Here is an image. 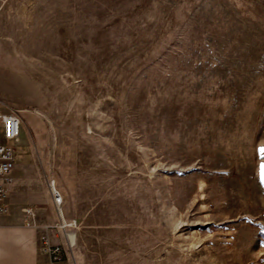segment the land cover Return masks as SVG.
<instances>
[{"label":"rangeland","instance_id":"rangeland-1","mask_svg":"<svg viewBox=\"0 0 264 264\" xmlns=\"http://www.w3.org/2000/svg\"><path fill=\"white\" fill-rule=\"evenodd\" d=\"M0 100L71 264H264V0H0Z\"/></svg>","mask_w":264,"mask_h":264},{"label":"crops","instance_id":"crops-1","mask_svg":"<svg viewBox=\"0 0 264 264\" xmlns=\"http://www.w3.org/2000/svg\"><path fill=\"white\" fill-rule=\"evenodd\" d=\"M28 144L26 128L23 125L21 134L14 143L15 147L17 145L20 147L16 155L12 181L8 185L5 198L0 200V206L7 209L6 213H0V264H52V255L45 253L41 248L42 236L56 244L64 245L66 241L61 239L59 229L54 227L59 218L51 205L45 211L37 207L42 211L41 214L34 220L33 225H26L23 206L35 207L30 199L26 200L19 194L20 189L25 190L26 184H30L31 176L26 172ZM67 264H71L69 259Z\"/></svg>","mask_w":264,"mask_h":264},{"label":"built area","instance_id":"built-area-1","mask_svg":"<svg viewBox=\"0 0 264 264\" xmlns=\"http://www.w3.org/2000/svg\"><path fill=\"white\" fill-rule=\"evenodd\" d=\"M23 129V120L17 113L6 112L1 107L0 100V200L5 198L8 185L12 181V172L16 167V154L14 143L17 141ZM50 193L53 199L54 208L58 215V223L54 226L64 231L67 248L74 244L70 238L71 230L77 226L76 220L67 221L63 217L62 206L64 197L57 187L56 181H49ZM26 215V225H33L34 220L41 214L40 208L28 207L24 209ZM6 213L7 209L0 206V213ZM75 234V233H74ZM42 250L52 255V264H67V248L62 244L49 241L46 236H42Z\"/></svg>","mask_w":264,"mask_h":264},{"label":"bare ground","instance_id":"bare-ground-1","mask_svg":"<svg viewBox=\"0 0 264 264\" xmlns=\"http://www.w3.org/2000/svg\"><path fill=\"white\" fill-rule=\"evenodd\" d=\"M70 238H71L72 241H74L75 240V234L74 233H70Z\"/></svg>","mask_w":264,"mask_h":264},{"label":"snow or ice","instance_id":"snow-or-ice-1","mask_svg":"<svg viewBox=\"0 0 264 264\" xmlns=\"http://www.w3.org/2000/svg\"><path fill=\"white\" fill-rule=\"evenodd\" d=\"M262 151H264V149H262Z\"/></svg>","mask_w":264,"mask_h":264}]
</instances>
